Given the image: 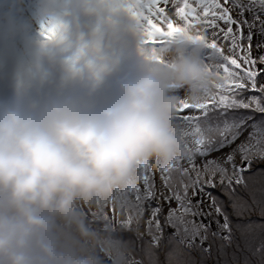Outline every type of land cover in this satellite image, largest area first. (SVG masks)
I'll return each mask as SVG.
<instances>
[{"label": "clouds", "instance_id": "9594fccd", "mask_svg": "<svg viewBox=\"0 0 264 264\" xmlns=\"http://www.w3.org/2000/svg\"><path fill=\"white\" fill-rule=\"evenodd\" d=\"M135 8L0 0V264H73L48 239L50 218L77 197L135 186L141 161L180 155L173 92L198 101L221 83L199 43L177 39L163 64L138 52Z\"/></svg>", "mask_w": 264, "mask_h": 264}, {"label": "snow or ice", "instance_id": "6c2138e0", "mask_svg": "<svg viewBox=\"0 0 264 264\" xmlns=\"http://www.w3.org/2000/svg\"><path fill=\"white\" fill-rule=\"evenodd\" d=\"M135 4L132 15L146 45L161 48L177 39L199 43L205 69L221 83L205 90L196 102L176 91L181 153L162 167L154 168L151 161L140 166L137 183L127 193L130 208L121 226L135 224L139 229L143 224L153 244L159 243L156 233L163 235L167 228L186 247L199 242L210 254L211 246L205 247L208 221L217 218L225 240L231 239V226L218 197L207 189L219 187L231 198L235 187L245 183L244 173L253 159L264 161V118L255 117L264 116V0H135ZM52 32L49 28L41 35L50 38ZM233 205L240 207L235 201ZM114 217L113 207V226ZM256 253L259 264H264V245Z\"/></svg>", "mask_w": 264, "mask_h": 264}, {"label": "trees", "instance_id": "16d2710c", "mask_svg": "<svg viewBox=\"0 0 264 264\" xmlns=\"http://www.w3.org/2000/svg\"><path fill=\"white\" fill-rule=\"evenodd\" d=\"M244 174H246L244 177L245 183L235 187V190L240 193V195H237L242 196V198L234 200L232 197L229 198L228 195L222 194L223 191H221L220 197L222 196V200L219 202H221V207L230 221L231 239L225 240L222 239L221 235L218 233L213 235L211 232H208V245L211 246L210 254L203 251L200 244L186 247L177 239H172L171 236L173 235H170L168 238L163 236L158 244L149 243L145 245L151 249L145 248L144 246L142 248H133L130 245H123V247L125 250L132 253L135 258L140 259L143 264H159L160 262L161 264H165L166 261H174L175 264H220L223 261L229 262L233 259L235 257L234 251L236 249L250 251L251 249L247 246L242 233L246 232L244 231L246 228L251 227V225L247 223H252L254 220L258 219L264 221V209L260 207L261 204L259 203V197L257 195L260 191L264 196V161L258 158L253 159L252 167ZM213 191L216 190L212 189V193ZM233 201H235L240 207H234ZM262 205L264 206V202ZM254 212H258V214L253 215L252 213ZM233 221L240 227L239 230L233 227ZM129 236L134 237L132 234ZM133 239L136 242V237ZM137 239H139L140 243L144 241L140 237ZM165 248L169 250V252L160 254V249ZM171 254L176 255L175 257H172Z\"/></svg>", "mask_w": 264, "mask_h": 264}, {"label": "rangeland", "instance_id": "374dc122", "mask_svg": "<svg viewBox=\"0 0 264 264\" xmlns=\"http://www.w3.org/2000/svg\"><path fill=\"white\" fill-rule=\"evenodd\" d=\"M255 117H256L257 121L264 118V116H262L259 113H256ZM147 162L148 161L139 162L136 165L135 169L140 168L141 165H144ZM245 176H246V174H244V177ZM132 188H134V186H132V187H120L121 190L118 191V194L116 196L111 195V196H109V198L104 196V194H93L89 197H84V198L77 197L76 200L74 201L73 205H72L71 210H70L73 217L75 216L79 219L80 213L77 210V206L79 204L81 205L83 202V204H85L86 206H88L90 208L91 212L93 213V215L90 217V219H92L94 221L101 222V228L107 232L108 239H107V246L105 247L106 252L108 254H110L111 256H116V257H118L121 254L122 260H120L121 258L119 259L120 264H137L134 260H132L130 257L125 255L126 250L124 249L122 251L121 245L122 246L123 245H130L133 248H135V247L142 248L144 246L145 248L151 249L150 247L145 246V245L149 244V243H153L151 236L144 232L143 224L140 225L139 229L137 228V226L135 224H133L131 227H127V226L122 227L121 226V221L124 219V215L122 214V211L126 213L127 210L130 208V203H129L127 193ZM117 189L119 190V187H117ZM214 190H216V191H213V195H216L218 197V201L222 200V198H221L222 196L220 197L222 190L219 187H217ZM207 191L212 192V189H207ZM222 194H225V193L222 192ZM237 194L240 195V193L235 190V192L231 196L232 199L235 200V199L242 198V196H238ZM257 195L259 197V203L261 204L260 207L262 209H264V206L262 205V203L264 202V196L262 195V193L260 191L258 192ZM94 197H97V199H98V207L97 208H91L89 205L90 201ZM113 207L116 209L115 217H114L115 221H116L115 226H113L112 218H110L111 208H113ZM82 208H84V206H82ZM107 210H108L110 216L108 215ZM252 214L253 215L258 214V212H254ZM256 216H258V215H256ZM52 218H53V216L51 217V220H52ZM161 219L163 220V217ZM216 219L217 218L214 217L211 221H208V222L211 223V227L214 230L221 232V231H223V229L221 227H218L217 223L215 222ZM218 219H219V224L222 225L223 224V217L221 216ZM247 224H250L251 227L246 228L244 230L246 232L242 233V234H243L244 240L247 243V246H249V248L251 250L249 251V250L245 249L246 251H241V250L236 249L234 251L235 257L233 259H231L229 262L223 261L220 264H233V263L234 264H236V263L237 264H259L260 257H259V254L256 253V250L261 245H264V239H263V237H264V221H261L258 219V220H254L252 223H247ZM233 227L236 228L237 230H239V228H240L237 225V223H234V221H233ZM153 231L155 232V230H153ZM247 232H249V233H247ZM130 234H132V235H134V237H136V242L133 239L134 237L129 236ZM136 235L138 237H140L141 239H143L144 241L142 243H140L139 239H137L138 237ZM156 235L158 236L159 241H160V239L163 236H166L168 238L172 234H171L169 229L165 228L163 231V235H160L159 233H156ZM127 237H129V238H127ZM171 237H172V239H176L174 236H171ZM159 252H160V254H164V253L169 252V250H167L165 248V249H160ZM171 255H172V257H175L176 254H171ZM138 260H139V262H141L140 264H143V262L140 259H138ZM154 262H155V260H154ZM159 264H161V262ZM165 264H175V262L174 261H172V262L166 261Z\"/></svg>", "mask_w": 264, "mask_h": 264}, {"label": "bare ground", "instance_id": "6f19581e", "mask_svg": "<svg viewBox=\"0 0 264 264\" xmlns=\"http://www.w3.org/2000/svg\"><path fill=\"white\" fill-rule=\"evenodd\" d=\"M25 3H27V0H25ZM24 15L25 16L28 15L27 9H25ZM138 35H139V41L136 47V50L138 52L147 53L148 55H150L151 59L156 62L158 61V59L163 60L164 62L170 59L172 55V51L169 48V46H165L161 48H153L152 46L146 45L144 43L143 30L140 28V26H138ZM118 55L120 56L121 61L123 62V60L128 55V50L121 49L118 52ZM175 93L176 91L173 92L174 107L177 103V98ZM179 93L180 95H186L185 92L182 90L179 91ZM191 101L196 102L197 100L195 98H192ZM238 161H239V157H238ZM152 165L154 168H156L158 162H152ZM134 172L135 175L139 178V174H138L139 168L135 169ZM157 180L159 181V177H157ZM120 190H121L120 187L119 190L116 187L112 189L109 193L104 194V196L108 198L111 195L116 196L118 194V191ZM202 198L207 203L208 197L205 195ZM81 205L84 206V208H82ZM81 205L79 204L77 206V210L80 213L79 219L75 216L73 217L71 211H69L65 216H53L52 220L50 218L49 238L51 239L49 240L55 247L58 257L61 258L59 253L60 250L62 249V257H64V261L68 262V257H67L68 251L66 250V246H67L66 243L69 239L77 238V235L79 234L81 235V238L85 239L86 241V251L88 252L86 254H88V257H90L93 260H95L96 257L102 258V260L99 263H91V264H120V262L117 259H115L113 256L108 254L105 250V247L107 246L108 235L107 232L101 228V222L90 219V217L93 215L90 208L85 204H83V202ZM89 205L91 208H97L98 207L97 197H94L90 201ZM122 214L124 215L125 212L122 211ZM65 230L70 232L69 236L65 234ZM91 251H93L96 254V256L93 255ZM86 260H87V256H86Z\"/></svg>", "mask_w": 264, "mask_h": 264}, {"label": "flooded vegetation", "instance_id": "af4514ba", "mask_svg": "<svg viewBox=\"0 0 264 264\" xmlns=\"http://www.w3.org/2000/svg\"><path fill=\"white\" fill-rule=\"evenodd\" d=\"M208 232H212V234L213 233L220 234L222 231L219 232L217 230H214L212 227H210ZM65 234L69 236L70 232L65 230ZM48 236H50L49 233H48ZM48 239H51V238L48 237ZM208 243H209V241L207 239L205 246H207ZM197 244H199V242H197ZM66 245H67L66 250L68 251V256H67L68 262H73V264H74L75 261L80 260V261H83V264H91V263H99L102 260V258H99V257H96L95 260L88 257V254H86V253H88L86 251V241H85V239L81 238V235H79V234L77 235V238L69 239L67 241ZM121 248H122L121 249L122 251L125 249L122 245H121ZM91 253L96 256V254L93 251H91ZM59 255L62 258V259L61 258L60 259L64 261V257H62V249L60 250ZM125 255L130 257L137 264L141 263V262H139V260L137 258L134 257V255L132 253L128 252L127 250L125 251ZM86 256H87V260H86ZM113 257L119 261V259L121 258V254L118 257H116V256H113ZM97 258H99V259H97ZM120 260H122V258Z\"/></svg>", "mask_w": 264, "mask_h": 264}]
</instances>
